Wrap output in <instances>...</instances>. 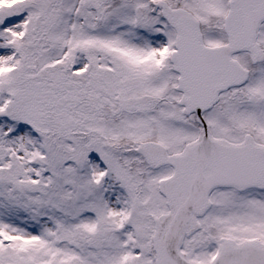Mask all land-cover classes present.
I'll return each mask as SVG.
<instances>
[{
  "label": "snow or ice",
  "instance_id": "1",
  "mask_svg": "<svg viewBox=\"0 0 264 264\" xmlns=\"http://www.w3.org/2000/svg\"><path fill=\"white\" fill-rule=\"evenodd\" d=\"M0 264H264V0H0Z\"/></svg>",
  "mask_w": 264,
  "mask_h": 264
}]
</instances>
